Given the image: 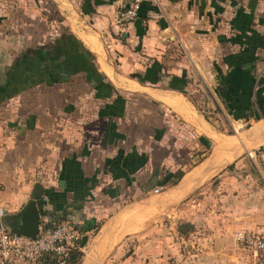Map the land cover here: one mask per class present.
I'll return each mask as SVG.
<instances>
[{
	"label": "crops",
	"instance_id": "crops-1",
	"mask_svg": "<svg viewBox=\"0 0 264 264\" xmlns=\"http://www.w3.org/2000/svg\"><path fill=\"white\" fill-rule=\"evenodd\" d=\"M126 2L0 0V68L70 34L114 89L96 97L76 72L0 102V223L38 183L39 225L86 229L80 264H233L247 257L236 232L263 230L264 197L228 170L264 159V117L233 133L206 114L232 128L224 95L240 75L264 76V0H141L120 25ZM250 37L257 59L228 62ZM182 74V90L170 87Z\"/></svg>",
	"mask_w": 264,
	"mask_h": 264
},
{
	"label": "trees",
	"instance_id": "trees-1",
	"mask_svg": "<svg viewBox=\"0 0 264 264\" xmlns=\"http://www.w3.org/2000/svg\"><path fill=\"white\" fill-rule=\"evenodd\" d=\"M139 9L136 19L139 16ZM251 42L254 41L250 37L247 41L248 49L243 48L242 51L227 56L225 59L230 63L236 61V65L239 61L254 62L257 59L254 49L256 45L251 47ZM235 71L232 69L231 72L235 73ZM76 72L85 73V79L94 88L96 97H109L113 93V87L103 81L97 72L91 55L80 46L72 35L65 34L58 36L49 46H40L22 52L10 65L0 68V102L38 83L53 84L65 81ZM249 73L237 77L236 83L232 82V86L236 88L234 91L237 93L232 97L224 95L226 98H223L228 110L233 111V116H251L256 120L264 117V76L255 80V75L251 71ZM185 81L184 74L179 77L172 76L169 85L182 90V84ZM124 101L119 95L115 98L118 106L123 107ZM182 174L183 171L177 170L165 176L161 185L169 182L176 183ZM54 223L56 222L42 221L41 225L51 226ZM85 230L82 227L81 232L83 233ZM82 254L78 248L71 249L68 256L64 258V264H80ZM50 262V264H57L55 259H51Z\"/></svg>",
	"mask_w": 264,
	"mask_h": 264
},
{
	"label": "built area",
	"instance_id": "built-area-1",
	"mask_svg": "<svg viewBox=\"0 0 264 264\" xmlns=\"http://www.w3.org/2000/svg\"><path fill=\"white\" fill-rule=\"evenodd\" d=\"M140 3L141 0H127L117 13V23L125 25L133 22ZM159 189L155 187L154 192ZM82 235L78 225L70 221H59L51 226L40 224L35 237L11 233L0 223V264H6L11 259L27 264H50V260L55 259L57 264H64V258L71 249L81 250ZM236 239L247 250V257L237 258L233 264H264V229L259 232H236Z\"/></svg>",
	"mask_w": 264,
	"mask_h": 264
},
{
	"label": "rangeland",
	"instance_id": "rangeland-1",
	"mask_svg": "<svg viewBox=\"0 0 264 264\" xmlns=\"http://www.w3.org/2000/svg\"><path fill=\"white\" fill-rule=\"evenodd\" d=\"M200 88H201V91H204L206 93L205 96L208 98L207 86L205 84H201ZM208 101L209 99H207V103ZM201 104L205 107L208 106L206 105L205 102H202ZM211 107H215V109L217 110L220 109L219 106L214 105V104ZM211 112L213 113H208L206 115L210 116V120H213V119L216 120V124L218 128L220 129L225 128L226 131H232L233 133L236 132L237 130L247 128L251 124V120H254L251 118V116H246V117L232 116L233 119L230 118L231 121L233 122V126L231 128V125L230 126L228 124L225 125L224 117L226 116L223 111H211ZM240 119H243L245 121H243L241 124V122L239 121ZM256 154L257 153H255L252 158L246 155V157L241 162H238L236 165H234L231 169L228 170V172H231L232 175H234L235 177H241L243 176L242 174L248 173L251 182L255 183V187H258V189L261 191L264 197V159H262L261 157L256 158ZM215 183L216 182H213L212 186ZM261 229H264V226Z\"/></svg>",
	"mask_w": 264,
	"mask_h": 264
},
{
	"label": "water",
	"instance_id": "water-1",
	"mask_svg": "<svg viewBox=\"0 0 264 264\" xmlns=\"http://www.w3.org/2000/svg\"><path fill=\"white\" fill-rule=\"evenodd\" d=\"M41 187L38 183L34 184L33 191L29 199L21 209L15 213L2 216V223L5 227L15 234H22L35 237L40 223V209L37 199L41 195ZM87 240V235H82L80 246L83 247Z\"/></svg>",
	"mask_w": 264,
	"mask_h": 264
}]
</instances>
